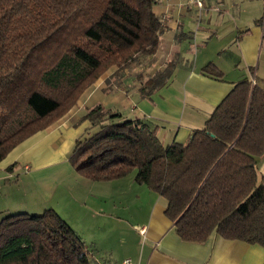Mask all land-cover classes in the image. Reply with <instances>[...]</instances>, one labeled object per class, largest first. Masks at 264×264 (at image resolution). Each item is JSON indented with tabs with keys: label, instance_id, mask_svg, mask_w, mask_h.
Returning <instances> with one entry per match:
<instances>
[{
	"label": "trees",
	"instance_id": "trees-1",
	"mask_svg": "<svg viewBox=\"0 0 264 264\" xmlns=\"http://www.w3.org/2000/svg\"><path fill=\"white\" fill-rule=\"evenodd\" d=\"M159 0H0V162L66 115L110 67L119 74L151 59L165 31ZM176 58L142 77L137 94L164 87ZM201 73L222 74L208 64ZM68 164L90 182L135 171L134 182L165 201L182 242L212 234L264 249V90L240 80L200 129L164 144L150 120L95 105ZM93 130V131H90ZM16 164L6 168L12 172ZM0 264H96L80 236L51 208L0 220ZM264 264V261H263Z\"/></svg>",
	"mask_w": 264,
	"mask_h": 264
},
{
	"label": "crops",
	"instance_id": "crops-1",
	"mask_svg": "<svg viewBox=\"0 0 264 264\" xmlns=\"http://www.w3.org/2000/svg\"><path fill=\"white\" fill-rule=\"evenodd\" d=\"M202 4L199 11L186 0H159L154 13L166 29L149 66L144 60L134 63L113 82L111 67L66 115L0 162V182L16 178L0 185V220L18 209L37 214L47 209L37 207L48 203L80 236L96 264H120L125 258L132 264H263L264 249L258 245L214 234L200 244L182 242L164 215V199L136 184L134 172L110 182H90L68 164L74 142L89 128L86 121L76 125L85 114L81 100L90 98L95 88L106 92L107 99L99 102L103 108L157 124L164 144H183L240 80H253L264 90V0H202ZM172 58L177 65L166 85L149 98L137 97L143 83L140 76L153 75ZM208 64L222 74L221 80L201 73ZM13 164L12 172H6ZM19 167L35 186L27 189L33 205L13 207L18 199H11L10 193H20L11 191L20 184L15 176ZM257 171L264 183V157ZM66 181L67 188L62 185ZM54 196L56 203L50 204Z\"/></svg>",
	"mask_w": 264,
	"mask_h": 264
},
{
	"label": "rangeland",
	"instance_id": "rangeland-1",
	"mask_svg": "<svg viewBox=\"0 0 264 264\" xmlns=\"http://www.w3.org/2000/svg\"><path fill=\"white\" fill-rule=\"evenodd\" d=\"M262 19H263V17H262ZM261 22H262V20H261ZM237 24V26H239V29H240V27H241V25L239 24V23H236ZM132 67V66H131ZM111 68V67H110ZM109 68V69H110ZM109 69L108 70H106L104 73H102L100 76H99V78L98 79H100L104 74H106L108 71H109ZM114 69H115V74L114 75H112V78H111V82H113V81H117V78L118 77H120V75H121V73H119V74H117L116 73V68L114 67ZM131 69V68H130ZM148 73H150V72H148ZM129 74H126V76H128ZM148 75V74H147ZM146 75V76H147ZM98 79L96 80V81H98ZM95 81V82H96ZM94 82V83H95ZM93 83V84H94ZM115 83V82H114ZM92 84V85H93ZM91 85V86H92ZM90 86V87H91ZM89 87V88H90ZM88 89V88H87ZM86 91V90H85ZM90 98H88V97H86V98H88L87 100H85L84 99V101L83 100H81V102H82V107L83 108H85V109H87L86 111H85V109H83V111L82 112H84V113H86L89 109H91L92 107H94L95 105H101L102 104V102H104L106 99H107V95H106V92H103L102 90H100V89H98V88H95L94 89V91L91 93V96H89ZM137 97H138V94H137ZM99 102L101 103V104H99ZM102 106V105H101ZM17 172H18V174L17 175H15V176H17V182H19L20 181V184L18 185V183L15 185V186H12L13 188L11 189V191H18V192H20L19 194H20V196H23V194L26 196V198L23 196V197H21L20 198V196H19V194L17 195L16 193H14V192H12V193H10V197H11V199L12 198H17L18 200H16L15 202H13V207H21V206H23V204H29V205H33L34 204V202H35V200L32 198V195H31V193L30 192H28V190H31V188H33L34 190H35V186L33 185V182L30 180V177L27 175V173L22 169V168H18L17 169ZM135 173V171H132V172H130L128 175H130V174H132V173ZM131 176H133V174L131 175ZM124 178V177H123ZM16 179V178H15ZM15 179H13V180H10V183H13V181L15 180ZM82 179H84V178H82ZM88 181V180H87ZM9 183V181L8 180H2L1 182H0V185L1 186H7V185H9L10 184ZM69 184V181H66L65 183H63L62 185L63 186H65L66 188L68 187L67 185ZM28 189V190H27ZM56 199H57V197L56 196H54L53 197V199L50 201V204H55L56 203ZM26 206V205H25ZM48 206H49V204L48 203H45V204H43V205H41L40 207H37V209H42V208H44L45 207V209L47 208V209H49L48 208ZM24 208V207H23ZM27 208H30V206L29 207H27ZM32 208V207H31ZM15 209H18V208H15ZM43 211H44V209H43ZM43 211H37V214H32V213H28V212H24L22 209H18V211H16L15 213H28V214H30V215H39L40 213H42ZM29 212H36V211H29Z\"/></svg>",
	"mask_w": 264,
	"mask_h": 264
},
{
	"label": "built area",
	"instance_id": "built-area-1",
	"mask_svg": "<svg viewBox=\"0 0 264 264\" xmlns=\"http://www.w3.org/2000/svg\"><path fill=\"white\" fill-rule=\"evenodd\" d=\"M187 4L193 6L197 10H201L203 7L202 0H186ZM251 83L254 85V81L252 80ZM120 264H132L129 258L123 259Z\"/></svg>",
	"mask_w": 264,
	"mask_h": 264
}]
</instances>
